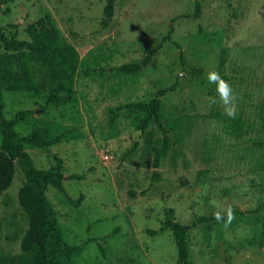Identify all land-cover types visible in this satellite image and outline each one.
Instances as JSON below:
<instances>
[{
    "label": "rangeland",
    "instance_id": "obj_1",
    "mask_svg": "<svg viewBox=\"0 0 264 264\" xmlns=\"http://www.w3.org/2000/svg\"><path fill=\"white\" fill-rule=\"evenodd\" d=\"M199 1L195 16L197 0H117L107 28L108 0H15L0 13L10 38L30 39L28 12L80 53L74 69L35 65L41 95L3 89L7 118L30 111L16 125L19 134L65 133L50 148H26L40 170L64 160L65 179L47 195L73 264H178L166 223L200 219L187 235L189 264H264V0ZM151 51L142 71L115 70ZM2 52L5 66H19L15 52ZM211 71L231 84L235 119L209 103ZM162 89L160 123L144 128L146 112L128 110L112 122V109L149 102ZM52 92L73 101L49 103ZM77 173L84 178H70ZM25 181L17 162L13 184L0 195L4 256L21 254L29 229L19 201ZM229 210L234 218L225 227L215 217L227 221Z\"/></svg>",
    "mask_w": 264,
    "mask_h": 264
},
{
    "label": "trees",
    "instance_id": "obj_2",
    "mask_svg": "<svg viewBox=\"0 0 264 264\" xmlns=\"http://www.w3.org/2000/svg\"><path fill=\"white\" fill-rule=\"evenodd\" d=\"M15 0H0V13L10 11L7 7ZM117 0H108L105 6V16L102 27L110 26ZM202 4L197 0L195 16H200ZM26 20L29 21L27 32L29 40L10 38L0 27V127L2 143L0 145V195L8 190L13 184L17 171V162L26 175V181L19 191L20 205L29 218L27 230L21 244V254L18 256H4L0 253V264H73V251L67 243L63 228L57 213L50 202L47 189L49 185L61 186L64 179V160L56 157V163L48 170L38 169L32 155L27 151V145L31 144L43 149L56 145L64 139L65 133L49 138L40 131H34L29 136H22L16 130V125L27 119L30 111H20L13 119L6 117L4 112L3 89L15 92L34 91L37 95L42 94L40 85L33 74L35 65L41 64L50 69H74L78 67L80 53L73 44L66 41L62 36L44 22L43 19H34L26 12ZM22 20H20V23ZM18 24V23H17ZM17 26V25H16ZM3 50L15 52L19 58V66H5ZM154 55L151 51L144 59L137 63H128L115 70L129 74H135L145 69ZM173 88H175L173 86ZM167 89L160 90L149 102L131 103L112 109V122H115L118 112L142 111L146 112L144 128L149 126L152 120L160 123V109L162 97ZM73 99L67 95L52 92L48 102L66 103ZM47 110V108H46ZM168 146L165 143V148ZM159 156L156 158L158 162ZM71 179L81 180L82 174H72ZM84 199L81 195L76 204ZM203 219L191 224L184 225L176 220L167 221L166 226L173 229L179 248L178 264H189V245L187 235L189 231L200 224ZM264 235V233H263Z\"/></svg>",
    "mask_w": 264,
    "mask_h": 264
},
{
    "label": "clouds",
    "instance_id": "obj_3",
    "mask_svg": "<svg viewBox=\"0 0 264 264\" xmlns=\"http://www.w3.org/2000/svg\"><path fill=\"white\" fill-rule=\"evenodd\" d=\"M207 82L215 84V96L209 97V103L212 105L219 104L222 108V114L227 116L229 119H235L238 113L237 96L234 94L231 84L224 80L221 75L216 71H211L205 74ZM210 126L214 127L215 122L210 121ZM228 220L225 221L220 213L216 214V220L218 223L223 222L224 226L227 227L234 215L231 210L228 213Z\"/></svg>",
    "mask_w": 264,
    "mask_h": 264
}]
</instances>
